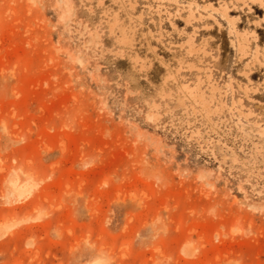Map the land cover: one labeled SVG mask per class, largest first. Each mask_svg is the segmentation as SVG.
I'll list each match as a JSON object with an SVG mask.
<instances>
[{
	"label": "rangeland",
	"instance_id": "374dc122",
	"mask_svg": "<svg viewBox=\"0 0 264 264\" xmlns=\"http://www.w3.org/2000/svg\"><path fill=\"white\" fill-rule=\"evenodd\" d=\"M208 75L232 109L209 124L176 101ZM14 221L0 264H264V0H0V226Z\"/></svg>",
	"mask_w": 264,
	"mask_h": 264
},
{
	"label": "bare ground",
	"instance_id": "6f19581e",
	"mask_svg": "<svg viewBox=\"0 0 264 264\" xmlns=\"http://www.w3.org/2000/svg\"><path fill=\"white\" fill-rule=\"evenodd\" d=\"M129 6H131L130 8H133V5L129 2L128 3ZM192 6V4L188 3L187 5V12H188V16L190 15V17H193V11L190 9V7ZM161 6H159L158 8H160ZM209 17L211 18V16L209 15ZM222 17L223 19L228 23V25H230V27L234 28V19L233 17H230V15H228V13L224 10V12L222 13ZM109 23V30L113 31V29H115L117 31V36H116V41H117V45L119 47H127L129 49H131V42H132V37L134 35V31L132 28L130 27H124L123 24L121 23L119 16L117 13H113L110 18L109 21L107 22V24ZM237 37L239 36H243V38H241L240 40H238V51H244L246 50L247 47V43H248V39H247V35L246 34H239L238 32L235 33ZM90 39L97 37V33L93 32L92 34H89ZM185 45L187 47L186 50V54L189 56L190 54L193 53H197L199 52L198 50H196V45H195V41L193 39H189L185 42ZM201 54L200 55H204L206 54L205 51L200 50ZM244 53V52H242ZM116 55L118 53H115ZM259 52L257 50V47L255 48L254 54H253V60H256L257 56H258ZM190 57V56H189ZM190 67H193L192 64H190ZM188 68H189V63H188ZM180 70H182L181 68L178 69L177 71H175V74L173 76V79H176L177 77L180 76ZM167 79V78H166ZM207 80V86L202 87L203 82L200 79H197L195 83L191 84V85H186L184 88V93L182 96L177 97V102L181 105L184 106L183 99L187 98L189 100V107H188V111H191V114L193 115H197L200 112H204L205 114V120L207 121V123H211L212 119L211 117H216L217 119H220V116L222 115V111L226 108L225 102L222 100V97H224L221 93V90L219 89V87L214 84L211 83V81L209 80V75L208 77H206ZM243 92L246 94V90H243ZM239 103V102H238ZM234 103L232 102V108H234ZM229 111L232 109H228ZM185 109V115H188V112ZM200 116V115H199ZM238 116L236 118L237 124H240V117H243V113L238 111ZM157 114H154L153 112L148 111L145 115V119L148 122L154 123L158 120L157 118ZM245 118V117H244ZM241 127H243V125L241 124ZM249 132L246 133L244 131L241 130V134L246 138L250 135V129L249 127H247ZM255 130H252V132H254ZM191 135L193 136H197V138H199L200 140H203V134L197 130L196 132H191ZM261 137L262 133L259 134ZM253 157L255 158L257 155H261V152L258 150V147H255V151L253 153ZM223 157H227V159L230 160L231 163H233L235 161V157L233 152L227 151L225 153H223ZM16 198L20 199V198H26L29 195V191L28 190H22V191H16ZM26 221V220H24ZM19 224H21V222H12L10 224H6V226H0V237H2L3 235H5L6 233H8L10 231V229L18 226ZM184 256L186 257H191V253L188 250H184Z\"/></svg>",
	"mask_w": 264,
	"mask_h": 264
}]
</instances>
